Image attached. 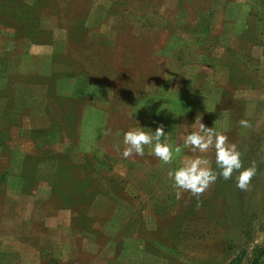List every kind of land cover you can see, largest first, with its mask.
Returning <instances> with one entry per match:
<instances>
[{"label": "rangeland", "instance_id": "obj_1", "mask_svg": "<svg viewBox=\"0 0 264 264\" xmlns=\"http://www.w3.org/2000/svg\"><path fill=\"white\" fill-rule=\"evenodd\" d=\"M263 8L264 0H0V264H253L264 249ZM51 65L54 77L40 74ZM78 75L87 89L74 97ZM83 107L84 158L41 161L50 167L35 186L17 191L27 155L51 145L24 139L21 128L52 120L74 134ZM200 121L237 144L244 167L255 162L246 190L234 172L177 200L168 171L193 158L191 146L170 165L149 146L122 156L131 126L163 124L162 139L182 145ZM197 154L215 168L214 150Z\"/></svg>", "mask_w": 264, "mask_h": 264}, {"label": "clouds", "instance_id": "obj_2", "mask_svg": "<svg viewBox=\"0 0 264 264\" xmlns=\"http://www.w3.org/2000/svg\"><path fill=\"white\" fill-rule=\"evenodd\" d=\"M197 122L195 121L193 125ZM241 127H249V121L240 120ZM146 127L131 126L123 133L122 156L128 158L135 154L136 156L145 155V146L150 147L149 155H153L165 164H172L182 152L184 146H191L190 150L194 154L190 160L182 161L180 166L170 168L168 179L171 181V187L175 190L177 200L181 199L184 192H189L192 196L199 198L211 184H214L218 178L230 180L233 173L238 172L235 177L236 187L246 190L256 174V164L253 161L250 166L244 167L241 159L242 153L238 150L236 143L229 141V138L222 131L205 126L201 121L198 127L193 131L187 132L182 145H173L165 142L167 133L165 126L159 124L155 130L145 131ZM150 129V128H149ZM111 130H105V135ZM165 138V139H162ZM214 150L215 168L207 155H198L208 153Z\"/></svg>", "mask_w": 264, "mask_h": 264}, {"label": "crops", "instance_id": "obj_3", "mask_svg": "<svg viewBox=\"0 0 264 264\" xmlns=\"http://www.w3.org/2000/svg\"><path fill=\"white\" fill-rule=\"evenodd\" d=\"M53 57V56H52ZM52 65L50 66L49 72H47V70H45V72H40L41 75H43L44 77L47 78H51L54 77V72L51 69ZM73 91H75V96L77 97V95H84V90L87 89L84 88V77H82L81 75H78L76 82L74 83L73 86H71ZM3 105H2V109H3ZM23 110L26 109H21L20 112H23ZM81 115L78 116L76 119V125H75V129L76 131L73 132L74 134H72L71 132L67 131V127L64 128L65 126H68L67 123L63 124V126L55 124L53 125L52 120H49L48 124L46 126H40L38 124H34L32 125L33 127H30L28 129H26L25 126H23L22 132L24 130H26V134L24 135L25 138L24 139H28V141H33L36 144H41L43 142H49V144H51L48 148L50 151H54V145H59V144H63V143H67L69 144V149L65 152H60L57 153L59 155H62V153L66 154V153H72V157L76 158H84V153H83V149H82V143L84 142V107L81 108ZM46 116L49 115L48 112H45ZM37 116H41V114H36ZM60 126L61 129L58 127ZM7 127V124H4V120L3 118L0 117V133L3 132ZM20 129V130H21ZM3 141L8 140V136L2 138ZM47 143H44L42 145H46ZM54 144V145H53ZM73 145H75V149L73 148ZM78 144L79 147H78ZM54 148H53V147ZM43 148H47V147H43ZM39 149L42 150V148L39 146ZM37 152L36 155H33L34 157L38 158L39 155V151ZM25 153V152H24ZM28 156V155H27ZM19 171L15 172L14 176H19V180L22 183V185L24 184L25 180L22 179L23 177V166L19 167ZM6 173V172H5ZM22 185L16 186V190L20 191V193H22ZM15 187H12V189Z\"/></svg>", "mask_w": 264, "mask_h": 264}, {"label": "trees", "instance_id": "obj_4", "mask_svg": "<svg viewBox=\"0 0 264 264\" xmlns=\"http://www.w3.org/2000/svg\"><path fill=\"white\" fill-rule=\"evenodd\" d=\"M263 18V23H264V8H263V11H261L260 14L257 15V20L260 21V19ZM259 23V22H258ZM67 79V78H66ZM60 129L61 127L58 126ZM3 132H1L0 134H2ZM72 153H67L66 155H59V154H54L52 151L48 149H45L43 148L42 150L39 151V157L36 158L32 155L30 156H27L26 159H30L29 162H30V166H31V163H32V166L31 168L27 169L25 167V165H23V177L22 179L25 180L24 184L22 185V193H25L31 186L34 187L35 184L37 183V180H36V175L43 171H45V169L47 170L48 167H50L47 163H50L48 161H52L54 160V162L57 161V159H60V162H64L66 160V158H68L69 156L71 158H74L72 157L71 155ZM45 158V160H43ZM63 158L64 161H63ZM70 158V159H71ZM48 160V161H46ZM41 161H46L47 163L45 162H41ZM82 161V160H80ZM47 164V166H46ZM46 166V168H45ZM82 169H84V165L83 167H81ZM62 178V177H61ZM61 182V181H60ZM60 182H56L57 184H59ZM55 185V184H54ZM54 187V186H53ZM56 188H52V193L55 191ZM83 200V199H82ZM78 202V201H77ZM82 203V201H81ZM264 255V249L263 250H260L259 253H258V256L255 258L253 264H259V260H260V257H262ZM236 264L238 263V261L235 262Z\"/></svg>", "mask_w": 264, "mask_h": 264}]
</instances>
